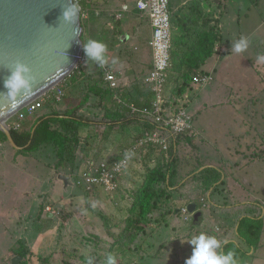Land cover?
I'll return each mask as SVG.
<instances>
[{"label": "rangeland", "instance_id": "rangeland-1", "mask_svg": "<svg viewBox=\"0 0 264 264\" xmlns=\"http://www.w3.org/2000/svg\"><path fill=\"white\" fill-rule=\"evenodd\" d=\"M125 1L132 0H97L96 3L83 0L82 42L95 36L90 34L91 26L98 23L102 30L106 22L113 20L111 15ZM110 2L113 3L111 11L108 10ZM170 5L175 27L173 37L183 34L181 21L189 20L195 12H202V16L210 19V25L222 37L220 52L204 64L205 70H211L208 84L199 88L190 83L179 100L184 105L193 101L187 112L192 116L194 128L205 138L191 137L193 146L180 141L177 181L170 189L164 185L155 186V190L164 191L163 196L153 200L156 209L149 215L145 229L137 239L136 250L119 255L117 264H184L192 249L188 241L200 232L215 236L222 243L233 240L240 248L235 251L236 255H241L236 257L238 264H264V63H257V57L264 56V0H170ZM242 36L248 39V47L237 54L232 51V45ZM122 45L121 49L128 57L131 43ZM86 80V77L81 79L75 87L69 84L61 101L52 107L41 108L24 123L52 111L64 113L84 100L89 102L82 104L80 116L93 122L117 119L111 104L107 103L117 98L108 99L106 95L91 92ZM98 82L104 86V80ZM184 105L181 108H185ZM11 122L12 118L7 121L8 127ZM136 133L138 127L133 125L117 129L94 123L81 126L78 130L80 139L73 144L71 157L64 156L63 160L59 159L52 144L21 154L8 140L1 138L0 264H12L16 257L13 248L18 240L33 253L27 257V264H87L77 257L79 253L83 257L89 256L96 236L105 235L107 226L119 232L118 224L123 227L132 223L134 214L132 211L126 213L127 207L131 206L130 193H126V208L121 207L122 216L116 217L112 207H116L117 199L113 201L111 197H117V191L86 192L75 183V178L91 163L119 156L125 144L134 142ZM258 154L263 156L258 157ZM197 162L221 170L217 188L202 191L194 185L177 192V183L194 170ZM60 175L67 177L68 185H64ZM126 194L119 195L123 202ZM207 194L211 202L206 199ZM201 196L203 202L198 209H202L203 214L200 220L196 219L201 217L200 212L195 218L196 212L189 214L186 203L197 201ZM246 202L252 203L251 207L241 212L234 210L236 205ZM241 215L261 218L258 243L243 240L236 234ZM253 221L255 226L256 221ZM72 254L77 256L76 260ZM38 256L49 257L50 261L40 263ZM58 259L60 263H57Z\"/></svg>", "mask_w": 264, "mask_h": 264}, {"label": "trees", "instance_id": "trees-1", "mask_svg": "<svg viewBox=\"0 0 264 264\" xmlns=\"http://www.w3.org/2000/svg\"><path fill=\"white\" fill-rule=\"evenodd\" d=\"M86 1L90 3L97 2V0ZM169 9L172 23V44L170 48V66L167 70V79L163 96L164 107L168 109L169 112H173L177 110L178 105L181 104L182 101L179 100L183 98L185 92L189 89L190 83H194V76L206 74L200 70V66L214 53V47L217 43L222 41V37L219 35V32L214 31V28L210 25V19L202 16V12H195V17L191 14L189 20L181 21V27L183 26L184 32L182 35H175L173 37L174 25L171 5ZM84 75L85 68H78L75 70L69 80L70 87L77 86L81 77ZM99 78L100 79H94V81L93 78H87L85 82L87 84L90 83L87 88L97 95H106L108 99L113 98V90L110 89L107 84L102 87L98 82L99 80L103 81L102 76ZM85 99H87V96ZM114 100L115 101H107V103L111 104L110 108L113 114L117 116V119L108 120L106 118L104 121L93 122L90 119L80 116L78 112L82 109V104L89 102L84 100L79 101L74 107L69 108L64 113L52 111L51 113H45L37 117L34 116L35 119H30L26 123H24V121L20 130L10 129L15 144L21 147V149L17 151L21 154H26L38 150L41 146L52 144L59 159L63 160L64 156L71 157L70 155L74 147L73 144H77L80 139L78 134L79 128L81 126H89L93 123L95 125H106L111 129L121 128L124 125L138 127V133L133 135V141L145 130L155 131L163 129L161 125L155 122L153 116L141 112H132L131 110L132 106L137 107L139 110L144 108L150 110L151 101L139 102L123 100L121 97ZM64 102L71 103L72 101ZM54 105V103H46L43 107L49 108ZM29 117L31 116H28L25 120ZM34 127L35 131L33 136H31ZM1 138L7 140L6 136L0 131V139ZM180 141H184L188 146H193L190 136L186 134L173 136L170 141L168 159L165 158L164 151L154 145H147L138 151L137 155L130 161L121 179L119 189L117 190L118 196L116 197L115 195V198L111 197L113 201L117 199L116 207H112L115 211V216L121 217V207L124 206V208H126L127 205L126 193H130L132 198L131 206L130 208L127 207L126 213L132 211L135 218L133 217L132 223L126 224V226L120 227V224H118L117 228L119 232L112 231L111 226H107V230L103 232L105 235H98L96 239H93V249L89 256L83 257V255L79 253L77 257L72 254L75 260L77 257L78 259H83V263H87V259L91 257L94 264H105L109 254L114 255L117 261L119 255L136 250L138 243L137 239L145 229V224L150 218L149 215L156 209L154 201L160 199L164 193L163 190H155V186L164 185L165 188L170 189L177 181L176 166L180 164V161L177 164V155L179 154L178 145ZM261 156L263 155L258 154V157ZM195 164L196 166H193L194 170L192 169L193 171L177 183V192H182L194 185H198L202 191H210L217 188V184L221 181V170L213 166H206L204 169L198 170L203 164L200 162ZM202 191H200V194ZM122 193L126 194L125 202H123L122 198H119V195ZM208 196L206 199L210 201L211 197ZM200 198L201 199H197V201L190 200L186 204H195L199 206L203 202V197L201 196ZM251 204L252 203L247 202L240 203L234 207V210L241 212L242 209L248 206L251 207ZM257 209H260V207H257ZM253 220L256 221L255 226ZM261 230V218L256 215H241L236 224V234L243 240H251V243H258ZM216 239L220 242L222 251L225 253L232 251L235 257H237V255L241 256L240 254H235V251H238L240 248L236 247L237 245L234 242L222 243L219 238ZM18 241L13 248L14 254L20 257L19 264H27V257L33 253L26 248L22 241ZM97 242H100L99 245ZM67 256H69L68 253ZM37 259L40 263H48L50 261L49 257L38 256ZM63 261L64 258L61 263H63ZM57 263H60V259H58ZM66 263H68L67 260Z\"/></svg>", "mask_w": 264, "mask_h": 264}, {"label": "built area", "instance_id": "built-area-1", "mask_svg": "<svg viewBox=\"0 0 264 264\" xmlns=\"http://www.w3.org/2000/svg\"><path fill=\"white\" fill-rule=\"evenodd\" d=\"M82 2L83 0H80V5ZM132 8L148 18L152 30L149 40L152 52V66L145 79L150 88L152 99L150 110L146 108L139 110L135 106H132L131 110L132 112H141L153 116L155 122L161 125L163 129L155 131L145 130L130 146L122 149L119 156L100 163H91L88 169L86 168L81 175L75 178V183L86 192H93L98 189L108 193L116 192L130 161L142 147L147 145L159 147L164 151L165 158L168 159L170 141L173 136L178 134H186L190 137L200 135L193 126L192 116L184 108L169 112L164 107L163 95L167 70L170 66V48L172 44L170 0H134L132 4L124 3L121 10L114 15L115 19H122L123 13L130 12ZM88 64L89 60L86 61L85 53L82 52L76 67L66 77L70 78L75 70L86 68ZM102 69L105 73L104 80L108 87L113 90L114 98H118L115 92L118 88L115 75L105 66ZM66 77L11 117L12 122L9 128L20 130L25 119L34 115L44 104H55L61 101L69 87ZM209 80L210 76L208 75H197L193 78V82L199 86L206 85ZM131 264L137 263L132 262Z\"/></svg>", "mask_w": 264, "mask_h": 264}, {"label": "water", "instance_id": "water-1", "mask_svg": "<svg viewBox=\"0 0 264 264\" xmlns=\"http://www.w3.org/2000/svg\"><path fill=\"white\" fill-rule=\"evenodd\" d=\"M66 3L67 0H0V131L15 149L21 147L12 139L7 121L71 73L82 53L81 14L76 36L75 26L60 19ZM16 62L30 69L33 91L11 101L2 94L6 92L3 81ZM34 131L35 127L31 136ZM59 178L68 183L66 176ZM195 208V204L188 206L190 213ZM19 260V256L14 257L12 264Z\"/></svg>", "mask_w": 264, "mask_h": 264}, {"label": "crops", "instance_id": "crops-1", "mask_svg": "<svg viewBox=\"0 0 264 264\" xmlns=\"http://www.w3.org/2000/svg\"><path fill=\"white\" fill-rule=\"evenodd\" d=\"M133 1L134 0L125 1L124 3L132 4ZM124 3H122L121 6L117 9V11H115L113 15H111L114 21L110 20L106 22V25L102 28V30H99L100 28H99L98 23H96L95 27L91 26L90 34L91 35L95 34V36L94 37L91 36L90 39L101 41L107 46L106 56L108 58V63L105 65V67L109 71H111L116 77L118 88L116 89L115 92L118 95L117 97L118 98L121 97L123 100H131V101H139V102L140 101H151L152 94H151L149 86L145 82V79L148 76L149 71L152 66V52L149 46V40L151 38L152 30H151L148 18L142 13L136 11L134 8H132L130 12H124L122 19L116 20L114 15L118 11L121 10V7ZM112 6H113V3L110 2V6L108 7V10L110 11L113 10ZM88 21H89V25H91L90 18ZM124 25L126 27H124ZM102 32L104 35L102 34ZM125 43H128V44L131 43L130 45L131 50H130L128 57L123 52V49H121L123 46L122 44H125ZM220 44H222V41L215 45L214 47L215 50L213 54H218L220 52L219 50ZM113 59H115L116 61L115 63L112 62ZM208 59H206L201 64L200 70L206 73L204 75L210 76L211 70L208 71V70H205L204 68V64ZM94 64L95 62L89 60V64L85 68V75L82 76L81 79H84L85 77L88 79L89 78L97 79L102 76V79L104 80V74H105L104 70L101 67H99L97 64L94 66ZM69 80L70 78H66L67 83H69ZM106 84L107 83L105 81L104 85ZM192 85H194L193 87H196V86L199 88L202 87L195 83H193ZM186 98L190 99V97L187 95H186ZM190 103L193 104V101H188V104H185L184 109L186 111L188 110ZM183 105L184 103L182 102V106ZM196 130L199 132L198 129ZM200 136L202 135L200 134ZM131 144L132 143L125 144L124 145L125 147L123 146L122 149L130 146ZM204 165L206 166L208 164L204 163L202 167ZM213 165H216V164L213 163ZM66 184L68 185V183ZM226 189L228 193V188ZM201 210H199L198 206H196L194 210V212H196L194 214L195 218H196L197 212H200L198 213V215H201L200 218H196V219H200V220L202 219L203 212H201ZM48 214L49 213H47V215ZM200 220H198V222ZM235 231H236V228H235ZM226 242H234V241L231 239H228L225 241V243Z\"/></svg>", "mask_w": 264, "mask_h": 264}, {"label": "clouds", "instance_id": "clouds-1", "mask_svg": "<svg viewBox=\"0 0 264 264\" xmlns=\"http://www.w3.org/2000/svg\"><path fill=\"white\" fill-rule=\"evenodd\" d=\"M80 14V0H67L66 5L61 11L60 19L65 23L75 26L76 36L79 35L78 20ZM248 43V39L242 36L232 45V51L237 54L242 53L247 49ZM82 46L86 61L91 60L101 68L108 63L106 56L107 46L103 42L88 39ZM112 62L115 63V59ZM257 63H264V56H258ZM9 72L10 74L3 81V87L6 89V92L2 94L6 95L11 101H15L20 94L31 95L34 79L30 75L28 66L16 62L9 69ZM188 243L192 246V249L190 256L185 259L184 264H238L232 251L225 253L221 250L222 246L215 236L200 232L193 235ZM87 264H94L91 257L87 259ZM105 264H117L116 257L109 254Z\"/></svg>", "mask_w": 264, "mask_h": 264}]
</instances>
